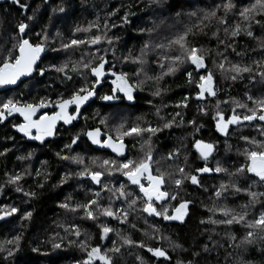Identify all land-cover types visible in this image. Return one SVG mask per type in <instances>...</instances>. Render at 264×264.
<instances>
[{"label":"trees","instance_id":"16d2710c","mask_svg":"<svg viewBox=\"0 0 264 264\" xmlns=\"http://www.w3.org/2000/svg\"><path fill=\"white\" fill-rule=\"evenodd\" d=\"M22 2L28 4L29 7L20 9L18 5L12 3V0H0V45L11 47V36L14 33L16 24L20 21H24L32 27L30 35L33 42H37L36 33L47 25L50 39L47 50L43 53L42 59L38 63L39 67L48 69L50 64L59 66L62 62L68 61V68L65 69V72L72 77V80H65L63 74L51 69L41 76L39 68H36L35 74L30 80L22 78L24 82L18 81V86L10 85L0 88V102L7 100L9 97L26 102H38L41 97L55 101L58 96L67 98L74 88L81 87L85 83L82 74L87 72V70L81 68L77 72H73L72 63L80 60L81 51L85 49L76 51L61 50L59 52L52 50L60 47L61 37L65 43L72 38L83 39V33H73V29L77 25L87 26L89 21H94L98 18L101 31H103L104 22L107 20L109 24L108 35L113 37L114 41L116 37H119V40L115 41V56L112 48L106 42H101L98 54L105 56L109 62V67L114 64L116 71L134 72L136 65L120 63V60L129 53V50H132V54L135 55L139 53L142 44L150 36L157 43L163 42L165 38H170L176 32L182 31L186 25L193 23L196 19V17L187 15L177 17L175 15L176 11L183 13L199 12L200 9L214 7L216 4L221 3L222 0H168V3L175 5L173 11H162L156 0H48L47 3L44 0H22ZM249 2L250 0H238L237 10L240 5L248 4ZM57 5H62L65 8V12L53 13L52 9ZM126 11L130 13L129 23L124 25L121 18L124 17ZM112 12H115V14L108 15V13ZM199 14L202 15L203 13L199 12ZM33 15L34 20L28 21L27 17ZM218 15H223V12L219 11ZM238 19V16H230L229 23ZM205 23L209 25L205 29L207 34H199L190 37V39L196 47L211 50L206 63L209 68H213L215 71V82L219 91L215 98L210 97L202 104L207 108V115L198 111V100L195 96L197 89L195 85L190 86L187 84V77L184 75V68H182L176 75L166 76L160 81L159 87L166 89V91H162L161 96L151 95L155 82L147 81L144 85V90L136 92L135 102L130 107L122 105L119 109L107 107L105 105L108 102L99 99L100 95L110 92V80L112 77L108 76L107 80L104 81L103 87H99L96 97L85 106H82L83 110L79 114V119L73 121L74 126H61L55 135L46 138L44 142L30 140L18 132L13 127V124H19L22 120L16 114L6 117L5 121L0 122V153H3L0 155V185H4L0 189V205L15 206L21 210L14 218L8 217L6 221H0V241H3L6 237L12 238L16 234L22 233L20 250L7 260L4 259L7 254L0 252V264H16L17 260L21 262L29 260L31 264H76L77 260L83 258L84 253L76 246L69 244V240L76 239V237L70 234L66 236L63 228L56 226L59 222L78 224L82 233L87 231L92 236L90 241L92 246L100 243L99 229L95 223L80 219L82 213L74 215L58 207V204L63 202L69 194L73 197V203L77 201L85 202L88 198H91V192L88 189L91 187L93 191H99V186L92 185L88 178L73 175L66 184H59L58 187H54L58 185L61 175L68 172L75 173L81 167L70 161L60 160L56 156L58 151L64 155L79 153L85 157L86 164L88 163V157L115 158L108 152L93 149L83 138V135H81L78 144L73 146L72 152L64 148V145L70 143L71 137L77 132L87 131L98 126L104 131L105 126L99 124L100 116H107L110 125L119 123L122 118H125L128 120L129 126L137 117L142 116L151 126L157 127L171 120L177 111L181 112L184 117V123L180 124V117H176V124L168 129L162 128L161 132L156 133L152 137L151 145L154 160L158 162L153 165V168L159 167L162 171L171 172L176 178H179V174L176 172L177 166H183L186 172L192 173L195 172L197 167L204 166V162L197 158L194 148L191 147L195 139L202 138L207 142H215V152L209 161L210 166L215 167L216 162L220 161L230 171L234 170V166L238 167L240 163L244 162L243 156L238 154V150L245 147L244 142L240 140L241 135L255 137L257 140L264 139L258 131L259 121L252 123L251 126L241 128L233 126L227 137V144L230 148L226 149L225 137L216 133L212 120L216 100L225 101L231 96L251 106V103L246 99L245 92L254 97L264 96V81L256 75L259 69L255 65H252L253 71L251 74L243 73L244 79L235 82L222 76L220 71L213 66V60L215 59L219 62L223 56H227L228 61L241 65H250L253 60L260 59L264 50H261L258 44L264 40V29L253 24L255 38H249L241 34L236 38L235 51H233L232 48L226 49L225 45L219 44L217 39L212 36V32L217 31L216 21L213 19L210 22L205 21ZM113 24L116 27H112ZM142 28H154V31L152 33L141 32L140 29ZM58 32L61 34L59 37L56 35ZM95 32L96 30L92 29V33L95 34ZM218 36L220 39H225L222 26ZM51 37L56 38L52 39ZM95 50L96 46H92L91 51ZM216 50H219L223 56H216ZM240 52L244 53V55H236V53ZM156 58V53L150 52L147 57L148 63L145 65V70L152 76L156 75L159 70L158 66L152 62ZM187 70L191 71L192 69L188 67ZM249 75L254 76L255 79L249 80ZM196 78L198 79V77ZM185 96L190 97L188 106L186 108H176L177 102ZM148 101H151V104ZM158 106L160 107L159 116L156 115V107ZM232 107L233 105L230 103H222L220 105L221 110L225 114H231ZM46 110L51 113L53 109L49 108ZM42 111L44 110L40 112L42 113ZM237 111L241 110L237 109ZM97 112L99 116H95ZM160 117H164V119L161 120ZM193 119L196 124H203L204 127L194 135H189L194 130L187 121ZM144 126H147V124ZM144 138L147 139V136L145 135ZM125 143L128 146L129 156L139 157L142 154L140 152L142 141L126 137ZM181 144L186 145V148L181 149L178 160L167 159L169 151L174 147H179ZM147 147L145 145V149ZM5 149L8 151H5ZM29 153H31L30 157ZM185 154L188 156L187 161L184 158ZM18 157H24V159H18ZM37 169L41 173L39 176L36 174ZM5 173L9 175L20 173L22 179L19 183L23 190L34 191L37 195L34 198H29L25 197L23 192H16L13 185L6 183L7 176ZM49 173L50 175H46ZM114 175L116 179L113 184L118 187V181H122L124 178L120 177L119 174ZM221 180L227 181L228 177L224 174L216 173L201 174L202 187L192 185L188 180L184 181L179 195L192 201V203L190 205L191 215L186 217L187 223L183 226H180L178 222L164 223L161 218L155 217H148L146 222L142 217H146L147 214L139 212L132 213L126 224H120L119 221H112L110 218L104 217H101L97 223L108 222L111 227L129 235L137 242L143 241L149 246L163 247L170 257V262L160 258V264H177V261H180L181 264H187L189 260H195L197 264H241V262H244V264H264V241L240 248H237L235 244L232 247H228L227 238L224 237L225 226H216V231L220 233L219 236L211 233L212 238L218 241V245L214 246L208 240L210 233L204 231V229H211L213 226L201 225L200 220L209 215L205 205H212L211 197ZM240 182L243 186H247L248 182H245L243 178H241ZM41 183H43V187L39 186ZM205 188L208 191H204ZM165 190L177 191L174 183H168L165 186ZM253 191H264V187H255ZM102 195L104 199L101 203L107 204L108 193L105 192ZM226 195L227 199L221 200L220 203H226L230 207L246 203L248 199L244 193L233 196L229 192ZM172 203L175 204L178 201H172ZM124 206L122 201L114 202V207ZM137 208H139V205H137ZM253 210L258 212L259 205H256ZM24 211L33 213L30 220H20V215ZM132 224H135L136 227L133 228ZM149 225H158L160 229L158 234L168 237V239L156 240L151 238L153 231ZM233 231L236 232L238 240L244 234V230L238 225L234 226ZM56 233H59V236ZM60 237H65L62 241V247L60 249H52L53 238H55V242L61 243ZM110 237V239L105 241V247H111L112 240L119 242L115 232L110 233ZM83 238L82 234L80 239ZM169 241L179 243L182 247L173 248ZM204 243H208L212 249L211 252L205 253L202 251ZM34 247L39 248V252H32L31 249ZM194 251L200 252L198 259L193 257L192 253ZM44 253H47V255H44ZM136 254L142 255L147 264H156V258L147 253L146 249L136 248L122 250V255L118 258L117 264H138L135 258Z\"/></svg>","mask_w":264,"mask_h":264},{"label":"snow or ice","instance_id":"6c2138e0","mask_svg":"<svg viewBox=\"0 0 264 264\" xmlns=\"http://www.w3.org/2000/svg\"><path fill=\"white\" fill-rule=\"evenodd\" d=\"M45 3L48 0H44ZM12 3L18 5L20 9L28 8L29 5L23 3L22 0H12ZM160 5L162 11H173L175 5L168 3V0H156ZM182 7V5H181ZM238 8V0H222L221 3L208 9H200L199 12L176 11L177 17L187 15L189 17H196L195 21L186 25L182 31L176 32L170 38H165L163 42H155L151 36L142 44L139 53L133 55L132 50H129L127 55H124L121 64L136 65L134 72L116 71L115 65L109 67V62L104 55H99L101 42H106L113 50L115 56V41L119 37L114 38L108 35L109 24L107 20L104 22L103 31H101L99 19L89 21L87 26L77 25L73 29V33H83L84 38H72L67 43L63 42L61 37L60 47L52 49L55 52L76 51L81 50V58L79 61L72 63V71L77 72L79 69H86L87 72L82 74L85 83L79 87L74 88L71 94L64 98L58 96L55 101L46 97H41L39 101L26 102L24 100L9 97L7 100L0 102V122L5 121L6 117H10L13 113H18L23 117V122L13 124V127L25 137L35 141H45V137L55 135L54 129L57 127V122L62 121L64 125H73V121L79 119V114L82 112V106H85L93 98L96 97L99 87H103L104 81L108 76L110 80L111 89L99 96V99L106 103L105 106L119 109L122 105L130 107L136 100V92L143 91L144 85L147 81H154L155 87L151 91L152 96H161L162 91L159 83L166 76H174L178 71L184 68V75L187 77L188 85H195L197 89L195 96L197 100H204L206 98H215L219 91L215 82V71L213 68L207 66L206 60L210 54L209 49L198 48L191 41L190 37L199 34L206 35L205 29L209 26L205 21H212L217 23V31L212 32L219 44L225 45V48H232L235 51L236 38L241 34L249 38L254 37L253 24L258 25L264 29V0H250L248 4H243ZM35 11V10H34ZM55 12H65L62 5H57L52 9ZM222 11L223 15H218ZM115 12L108 13L114 15ZM129 12H125L124 17L121 18L122 23L127 25L129 23ZM230 16H238V20H232L229 23ZM28 21L34 20L33 16L27 17ZM223 27L225 39H220L218 32L220 27ZM112 27H116L115 24ZM95 29V34L92 33ZM141 32L147 31L152 33L154 28L140 29ZM32 27L30 24L20 21L16 24L14 33L11 36V47H4L0 45V88H5L10 85H17L18 81L23 83L24 79H31L35 74V68H39L40 75L43 76L49 69L64 75L65 80L71 81L72 77L67 75L65 69L68 68V61L62 62L59 66L50 64L48 69L40 68L37 63L42 59L41 54L45 53L50 39L48 27L45 25L41 31L36 33L37 42L31 39ZM57 37L61 34L58 32ZM55 39L56 37H51ZM92 46H96L95 51H91ZM258 47L264 50V40H262ZM107 51V49H105ZM150 52L156 53V59L152 61L158 66L156 75H149L145 70V65L148 63V54ZM238 56L244 53H236ZM216 56H223V54L216 50ZM119 59V58H117ZM227 64V67H226ZM252 65H255L259 71L256 75L264 81V53L258 60H253L250 65H241L239 63H232L228 61L227 56H223L219 62L213 60V66L219 70L222 76L230 78L233 82L244 79L243 73L251 74L253 71ZM187 66V67H185ZM190 67L192 70H187ZM135 77V79H133ZM142 77V78H141ZM198 77V79L196 78ZM249 80H254L255 77L249 75ZM23 95V93H21ZM247 101L251 103L249 106L246 102H241L235 97L229 96L225 101L216 100L214 106L212 120L216 133L225 137V147L230 148L227 144V137L230 134L232 127L241 128L244 126H251L252 123L259 121L258 131L264 137V96L254 97L245 92ZM189 96H185L175 105L176 108L188 106ZM151 104V101H148ZM232 104L231 114H225L220 108L221 104ZM52 108L49 113L46 109ZM74 108V110H73ZM240 109L241 111H237ZM42 111V113L40 112ZM198 111L207 115V108L204 105L198 107ZM38 118L34 119L33 117ZM156 115H160V107H156ZM95 116H99L97 112ZM176 117H180V124L184 123V117L181 112L177 111L171 120L163 123L162 126L153 127L142 116L137 117L136 120L128 124V120L122 118L119 123L109 124L107 116L99 117V124L105 126L102 132L98 126L96 128L88 129L87 131L77 132L71 137V142L64 145L69 152L73 151V146L77 145L81 135L87 137L91 145L98 146L101 149H108L115 154L113 157H88V163H85V157L79 153L72 155H64L62 152H57L56 156L62 161H70L73 164L80 165V170L75 173H65L61 175L59 184H66L68 179L73 175L81 178H88L92 185L99 186V191H93L90 187L91 198L85 202L73 203L71 194L65 197L64 201L58 204V207L65 212H70L74 215L82 213L80 219H86L96 224L99 229L100 243L92 246L90 241L92 236L87 232L81 231L78 224L63 222L57 223V227L63 228L66 236L71 235L76 239L69 240L70 245L76 246L84 256L77 260L76 264H117L118 258L122 255V250L126 248L146 249L152 257L156 258V264H160V258L170 262V257L163 247L149 246L143 241L137 242L129 235L111 227L108 222H99L101 217L110 218L112 221H119L120 224L128 223L129 216L134 212L147 214L142 217L147 222L148 217L161 218L167 222H178L180 226L187 223L186 217L191 215L190 205L192 201L185 199L179 195V191L185 180L190 181L192 185L202 187L201 174H224L228 177L227 181L221 180L219 185L211 197L212 205H205L209 215L200 220L201 225H212L211 229L205 228L204 231L209 232L208 240L212 245H218V241L212 238L211 233L219 236L220 233L216 231V226H225L226 231L224 237L227 238L228 247L233 244L237 248L242 246L253 245L257 242L264 241V191H253L255 187H264V139L257 140L255 137L240 136V140L244 142L245 147L238 150V154L243 156L244 162L240 163L238 167L234 166V170H229L224 167L220 161L216 162L215 167L210 166L209 161L215 152V142H207L204 139H195L191 147L196 150L197 158L204 162V166L197 167L195 172H186L185 167L177 166L176 172L179 178L171 172L162 171L159 167L153 168L154 164L158 162L154 160V153L152 150V137L163 129L171 128L176 124ZM95 118V117H94ZM87 119V118H86ZM161 120L164 117H160ZM187 123L192 126L194 135L204 127L203 124H196L195 120H188ZM147 124V126H144ZM33 130L35 134L33 135ZM145 135L147 139H145ZM131 137L133 140L142 141L140 144L139 157H131L128 153V148L125 143V138ZM183 139V138H181ZM147 145V149H145ZM186 148V145L181 144L179 147H174L169 151L167 159L178 160L181 149ZM5 151H8L5 149ZM3 153H0L2 155ZM31 153H29V157ZM185 161L188 156L185 154ZM24 159V157H18ZM163 159V157H162ZM37 176L41 175L40 170L37 169ZM114 174H119L124 179L118 181V187L113 184L116 179ZM7 176L6 183L13 185L16 192H23L25 197L34 198L37 193L34 191H24L20 185L22 175L17 173L15 175ZM46 175H50L46 174ZM241 178L247 183L243 186L240 182ZM250 181V182H249ZM168 183H174L177 191L165 190ZM43 187V183L39 185ZM4 185H0L2 189ZM204 191H208L207 188ZM108 193V203L102 204L104 199L102 193ZM230 192L235 196L240 193L247 195V202L235 207H230L226 203H220L221 200H226ZM122 201L124 207H114V202ZM172 201H178L173 204ZM139 205V208H137ZM256 205H259V211L253 210ZM20 209L15 206L0 205V221H6L8 217H15L20 213ZM31 211H24L20 215L21 221H27L32 218ZM239 226L244 230V234L237 239V234L233 231L234 226ZM133 228L135 224L131 225ZM152 228L153 236L151 238L160 240H167L168 237L159 235L160 229L158 225H149ZM115 232L119 238L112 240L111 247H105L104 241L110 239V233ZM83 234V239H80ZM59 236V233H56ZM147 235V233H145ZM22 233L16 234L12 238H5L0 241V252L7 255L4 257L7 260L13 257L15 253L20 250V241ZM65 237H60L61 243L52 240V249H60L62 241ZM173 248H181L182 245L169 241ZM223 246V245H219ZM32 252H39V248H32ZM202 251L207 253L212 249L208 243L202 245ZM47 255V253H44ZM193 257L197 259L200 252H193ZM136 261L138 264H147L144 257L136 254ZM16 264H31V261L25 260L23 262L17 260ZM177 264H181L177 261ZM187 264H197L195 260H189ZM244 264V262H241Z\"/></svg>","mask_w":264,"mask_h":264},{"label":"water","instance_id":"95a60500","mask_svg":"<svg viewBox=\"0 0 264 264\" xmlns=\"http://www.w3.org/2000/svg\"><path fill=\"white\" fill-rule=\"evenodd\" d=\"M43 55V53L41 54V56ZM40 61V60H39ZM39 61L37 62V63H39ZM36 69V68H35ZM17 115V113H13V115ZM18 116V115H17ZM61 125V121H58L57 122V127H56V129L59 127ZM54 131H55V129H54ZM33 132H35V130H33ZM103 132V131H102ZM83 138L87 141V143L93 148V149H95V150H100V151H104V152H108V153H110L112 156H114L115 157V154L114 153H112L110 150H108V149H101V148H99L98 146H95V145H91V143L87 140V137L86 136H84L83 135ZM127 146V145H126ZM127 148H128V146H127ZM195 150V149H194ZM195 152H196V150H195ZM128 154V153H127ZM106 241V240H105ZM105 241H104V243H105Z\"/></svg>","mask_w":264,"mask_h":264},{"label":"flooded vegetation","instance_id":"af4514ba","mask_svg":"<svg viewBox=\"0 0 264 264\" xmlns=\"http://www.w3.org/2000/svg\"><path fill=\"white\" fill-rule=\"evenodd\" d=\"M210 98V97H209ZM206 99H208V98H206ZM206 99H204V100H198L197 101V105L198 106H200V105H202L205 101H206ZM17 115H18V117L22 120L21 121V123L23 122V117H21L18 113H17ZM34 119H36V118H34ZM61 126H65L64 124H63V122L61 121V125L57 128V129H55V133L57 132V130L61 127ZM22 134V133H21ZM35 134V132H33V135ZM23 135V134H22ZM24 136V135H23ZM50 137H52V136H50ZM26 138H28V137H26ZM46 138H49V137H45V139ZM164 223H169V222H167V221H163ZM170 223H176V222H170Z\"/></svg>","mask_w":264,"mask_h":264},{"label":"rangeland","instance_id":"374dc122","mask_svg":"<svg viewBox=\"0 0 264 264\" xmlns=\"http://www.w3.org/2000/svg\"><path fill=\"white\" fill-rule=\"evenodd\" d=\"M194 106H196V105H194ZM197 107H198V105H197ZM74 109V108H73ZM41 111V110H40ZM33 118H38V115L36 116V117H33ZM29 139V138H28ZM31 140V139H30Z\"/></svg>","mask_w":264,"mask_h":264}]
</instances>
